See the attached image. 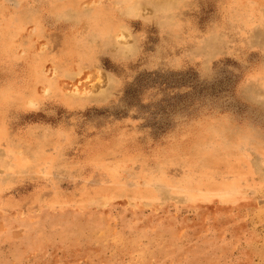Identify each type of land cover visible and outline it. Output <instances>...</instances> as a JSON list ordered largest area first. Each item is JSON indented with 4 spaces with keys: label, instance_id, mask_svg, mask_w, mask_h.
<instances>
[{
    "label": "rangeland",
    "instance_id": "374dc122",
    "mask_svg": "<svg viewBox=\"0 0 264 264\" xmlns=\"http://www.w3.org/2000/svg\"><path fill=\"white\" fill-rule=\"evenodd\" d=\"M0 264H264V0H0Z\"/></svg>",
    "mask_w": 264,
    "mask_h": 264
},
{
    "label": "bare ground",
    "instance_id": "6f19581e",
    "mask_svg": "<svg viewBox=\"0 0 264 264\" xmlns=\"http://www.w3.org/2000/svg\"><path fill=\"white\" fill-rule=\"evenodd\" d=\"M106 25H109V23H107ZM104 28V27H103ZM207 150V149H206ZM217 150V149H216Z\"/></svg>",
    "mask_w": 264,
    "mask_h": 264
}]
</instances>
